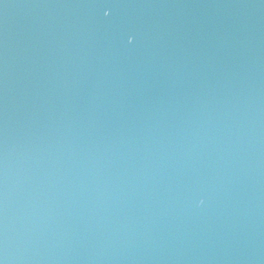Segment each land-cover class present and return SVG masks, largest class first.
<instances>
[{
  "label": "water",
  "instance_id": "1",
  "mask_svg": "<svg viewBox=\"0 0 264 264\" xmlns=\"http://www.w3.org/2000/svg\"><path fill=\"white\" fill-rule=\"evenodd\" d=\"M0 264H264V0H0Z\"/></svg>",
  "mask_w": 264,
  "mask_h": 264
}]
</instances>
